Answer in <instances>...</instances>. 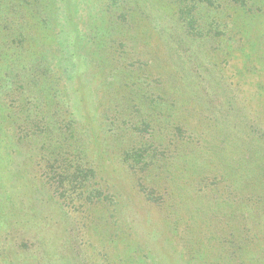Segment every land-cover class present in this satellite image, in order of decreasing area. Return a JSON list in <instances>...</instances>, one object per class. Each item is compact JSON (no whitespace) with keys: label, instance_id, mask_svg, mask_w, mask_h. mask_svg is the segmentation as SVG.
I'll return each instance as SVG.
<instances>
[{"label":"rangeland","instance_id":"rangeland-1","mask_svg":"<svg viewBox=\"0 0 264 264\" xmlns=\"http://www.w3.org/2000/svg\"><path fill=\"white\" fill-rule=\"evenodd\" d=\"M109 1L111 0H102L104 3ZM136 1L134 6L135 2L119 0V8L116 9L120 11L123 19L133 22L136 26L141 25L140 19H144L143 33L146 43L139 42L138 45L133 46L123 40H120L122 42L120 44L117 39L114 47H108L103 54L97 52L99 41L104 38L105 28L102 20L103 13L100 10L101 0H66V2L65 0H56L51 2L52 8L57 5L58 9L61 8L60 12L66 11L69 15L63 18L58 16L56 22L50 20L47 25L45 24L50 28L43 27L42 29L38 28V25L34 26L37 20L31 13L29 14L25 4L21 9H24L22 14L28 13L21 15L22 24L27 23L29 31L37 29L36 33L34 32L32 35L34 48L39 38H48L57 34L61 38V42L64 39L71 48H75L76 55L73 56L81 59L83 55H99L96 59L89 56L87 62H94L96 66H99V62H101L104 67L102 71L109 73L105 79L101 77V73L96 68H93L94 76L91 75L88 69H84V61L79 62V70L76 72L77 76L82 73L90 74L87 79H92L93 84L97 82L104 88L107 81L112 78L110 75L112 72L108 67L109 58L105 56L106 54L125 60L119 59L115 70L117 74L123 64L124 70L120 74L118 73L122 85V92L118 93V100L113 105L110 104L111 106L108 108V83L104 89L105 92L100 91L96 95L89 126L82 122V129H89L88 143L91 156L94 157L96 153L106 150L107 152L114 150L113 138L107 126L111 115L108 109H112L114 106L124 107L126 104L125 93L129 89L132 90V94L128 95V99H136L138 94L144 91L138 87V83L146 89L147 85L154 81L152 85L157 87L155 91L161 92L160 84H164L165 76H149L148 67L144 64L149 62L146 55L151 54L148 52L152 49L155 50L156 43L159 40L162 41V37L158 38L159 35L156 37L153 33L149 34L150 27L160 31L163 28L160 29L161 25H164L167 31L162 29L165 35L164 39H169V35H171V39L172 35L183 39L181 45L179 44L180 47H176L177 54L181 55L185 50H195L194 54L198 55L199 59L194 60L193 67L199 72L201 69V74L206 71L208 73L210 67L215 68L216 78L213 80V86L217 91L225 86L227 90H233L231 94L235 95L233 98L237 109L251 113L257 108L259 109L255 101L258 99V104L264 101V0H212L211 8L202 6L200 8L201 17L207 22L210 21L211 27L215 28L214 31L219 32V35L222 36H219L217 42L203 41L194 44L188 40V36L183 35L182 27H179L175 22L177 18L176 5L173 7L167 5L168 8L163 6V16L157 14L156 11L152 12L151 16L150 10L146 8V0L142 6L140 5L141 0ZM157 1L162 2L163 0ZM241 2L246 5L241 7ZM116 9L113 10L116 11ZM256 13L260 15L255 17ZM12 21L11 17L7 18L6 25L10 26ZM6 25L2 24L1 28ZM73 27L79 31H74ZM174 27L177 31H174ZM168 46L164 48V55H168L165 54ZM161 54L163 52L156 55ZM212 61L216 63L212 64ZM244 65H249L251 72H245ZM203 66L205 68H202ZM111 67L115 69V64H112ZM221 67L225 70L221 73L222 77H219L218 71ZM156 79H159L160 83L155 82ZM199 80H202L201 76ZM62 83L65 84L66 79ZM180 83L184 85L185 82L182 79ZM127 85L130 86L129 89ZM65 89L72 90L67 86ZM153 90H150V95L154 94ZM158 93H156V97H158ZM216 97L221 98L217 94ZM219 101L223 102L221 99ZM205 102L200 99V105L197 108V111H200L199 117L204 120L205 128L201 129V125L196 126V123H191V121L187 124V121L182 122V120L180 125L182 132H176L173 129V125L177 123L176 110L173 111V107L170 119L169 112L165 110L164 106H160L156 111H151L149 107L143 109L138 103V111L132 101L128 117L126 116L128 111L125 114L124 111L117 109L120 112L118 117L122 115V118L129 119L130 123L124 125L123 122H118L115 123V126L124 130L128 129L129 133L135 131L129 138L130 143L136 147L140 142L155 144L158 148V160L162 164L166 162L169 164L164 165L162 169L152 170L150 168L151 172H145L142 184H139L138 173L134 174L127 167L125 168L118 157L115 158L116 154L115 157H112L113 160L108 158L103 161L99 160L103 179L99 180L97 177L96 179L104 181L105 188L98 187L101 190L103 188L106 195L110 194L112 197L110 196L111 201H95L94 199L96 204L87 208L63 204L43 180L42 182L38 179L34 180L38 173L36 168L31 167L32 163H28L29 153L22 152V150L18 152L16 148H13V143L10 145L9 140L0 139V264H168L164 260V252L167 251L164 250V238L170 237L173 227L176 226V223L170 225L169 214H173L176 210L175 207L179 206L181 213L186 218L188 215L190 217L200 215L197 218L198 227L194 231L197 230L196 234L203 232L200 226L201 217L208 219L213 206L218 201L219 189L215 185L219 181L220 174L216 170V166L219 164L227 169L230 167L228 162L233 156L240 157V154H231V148L226 146L227 142L233 141L225 139L233 136L229 126L223 124L215 126L214 121L210 119V116L212 117L210 112H219L223 108L220 102H216L212 106L205 105ZM110 111L112 112V110ZM228 112L227 109L225 113ZM221 113H223V109ZM206 114L207 118L204 119ZM207 119L209 120V122L207 121L208 127L205 122ZM249 123L256 135L260 136L264 132V120L260 122L262 127L258 125V119H250ZM258 126L259 128H257ZM209 127L213 129V134ZM133 128H136L137 131ZM12 139L14 140V138ZM221 139L224 141L222 142ZM184 140H188L189 144L194 145L191 151L185 150L187 144ZM123 141L126 139L124 138ZM128 147H131V144ZM187 151L193 152V155L191 154L190 157V171L184 173L181 172L183 165H180L179 159ZM212 154L219 157L226 155V162L212 158ZM173 157L178 158L173 161L171 159ZM210 159L216 161L215 164ZM170 161L173 162L172 166H170ZM168 170L173 178L177 177L174 184L172 183L173 188L171 183L168 184L169 178H165L170 176ZM183 182L186 185L194 186L196 190H206L205 186L212 189L201 194L202 198L200 196L193 199L192 190L182 187ZM140 185L143 189H140ZM115 189L120 191L121 196L120 193L114 192ZM203 206L206 208L204 210L206 216H201ZM134 223L138 233L134 229ZM171 226L172 228H170ZM135 233L138 235L137 237ZM145 236L149 237L152 243L147 257L141 252L148 244ZM172 245L176 246V242L173 241ZM179 247L182 250V246ZM155 256L156 259H154ZM206 257L207 261L209 256L206 255ZM176 258L180 262H184L185 259L180 256Z\"/></svg>","mask_w":264,"mask_h":264},{"label":"trees","instance_id":"trees-1","mask_svg":"<svg viewBox=\"0 0 264 264\" xmlns=\"http://www.w3.org/2000/svg\"><path fill=\"white\" fill-rule=\"evenodd\" d=\"M54 1L56 0H0V139L9 140L10 145L13 143V148H16L18 152L22 150V152L29 153L28 163H32L31 167L36 168L38 173L34 180L38 179L41 182L43 180L63 204L87 208L96 204V200L111 201V195H106L103 188L101 190L98 187H104L103 184H105L104 181L96 179V177L99 180L103 179L99 160L103 161L106 158L113 160L112 157H115L116 154L115 158L118 157L125 168L127 167L134 174L138 173L139 184H142L145 172H151L150 168L152 170L162 169L164 165L169 164V162L162 164L158 160V148L155 144L140 142L136 147L130 143L129 138L135 131L129 133L128 129L124 130L115 126V123L118 122H123L124 125L130 123L129 119H123L122 115L118 117L120 112L117 109L124 111L125 114L128 111L126 115L128 117L132 104L137 107L140 103L143 109L149 107L151 111H156L160 106H164L165 110L169 112L170 119L173 107V111L176 110L175 119L177 120L173 129L176 132H182L180 127L182 120V122L187 121V124L191 121V123H196V126L201 125V129L205 128L204 120L199 117L200 111H197L200 99L203 102L206 100L205 105L207 106L219 103L221 99L223 113H221L222 109L219 112H210L212 114L210 119L214 121L215 126L217 124L229 126L233 136L225 139L233 141L227 142L226 146L231 148V154H240V157L233 156L228 162L230 167L227 169L219 164L216 166V170L220 174L219 181L215 185L219 189L218 201L213 206L208 219L201 217L200 226L204 234L203 232L196 234L197 230L194 231L198 227L197 218L200 215L197 217L188 215L186 218L181 213L179 206L175 207L176 213L169 214L170 225L176 223V226L173 227L170 237L164 238V250H167L164 252V260L168 264H264V132L260 136L256 135L250 125L252 122L249 123L250 119H258V125L261 126L260 122L264 120V101L258 104L257 99L255 104L259 106V109L257 108L252 113L237 109L233 98L235 95L231 94L233 90H227L225 86L217 91L213 86V80L216 78L215 68L208 67V73L205 69L206 73L201 74V69L199 72L193 67L194 60L199 59L198 55L194 54L195 50H185L181 55L177 54L176 47H180L183 39L174 35H172V39L171 35H169V39H164L163 30L166 31L164 25H161L160 29L163 27V30L160 31L150 27L149 34L153 33L156 37L159 35L158 38L162 37V41L159 40L156 43L155 50L151 48L152 50L148 52L151 55H146L149 62L144 64L148 67L149 76L161 77L162 75L166 77V79L164 77V84H160L159 90L162 93L155 91L157 87L152 85L154 81L150 82L146 89L138 83V87L144 91L138 94V98L128 99L132 90L127 85L129 91L125 93V106H114L112 109H108L111 115L107 126L113 138L114 150L96 153L93 157L89 153V129L83 130L82 122L89 126L96 95L100 91L105 92L104 89L108 83V108L118 100V93L122 92L118 73L120 74L124 70L123 64L117 74L115 70L119 59L125 60L105 53V56L109 58L108 67L112 72V74L110 73L112 78L102 88L97 82L93 84L92 79H87L90 74L94 76L93 68L101 73L103 79L108 76L109 73L102 71L104 67L101 62H99V66L94 65V62L91 61L87 62L89 56L96 59L99 55H83L79 59L73 56L76 55L75 48H71L64 39L61 42V38L57 34L48 38H39L34 48L32 35L34 32L36 33L37 29L29 31L27 23L22 24L21 15L28 14H22L23 4L25 7L27 6L29 14L31 13L37 20L34 26L38 25V28L42 29L43 27L50 28L45 26L50 20L56 22L58 16L63 18L69 15L66 11L60 12L61 8L58 9L57 5L52 8L51 2ZM118 1L111 0L104 3L101 0L100 10L103 13L102 20L105 28L104 38L99 41L97 47L98 54H103L108 47H114L117 39L118 42L123 40L133 46L138 45L139 42L146 43L143 33L144 19H140L141 25L139 26L123 19L120 11H117ZM135 1L129 0L130 3ZM136 2L133 4L134 6ZM141 2L142 6L145 1L141 0ZM146 5L151 16L155 11L163 16V6L168 8L169 5L170 7L176 5L177 18L175 22L179 27H182L183 35L188 36L189 39H187L193 44L203 41L217 42L219 36H222L219 35V32L214 31L215 28L211 27L210 21L207 22L200 15L202 6L206 8L213 6L212 0H166L165 2L164 0L162 2L146 0ZM245 5L244 2H241V7ZM143 8L145 7L143 6ZM141 10L144 11V9ZM249 11L251 12L250 9ZM256 15L260 14H254L255 17ZM9 17L13 20L10 26L6 25ZM161 22L164 23L163 20ZM2 24H5L6 27L1 28ZM73 28L74 31H79L76 27ZM174 31H177L175 27ZM167 46L165 54L168 55H164V48ZM161 52L163 54L156 55ZM174 53L176 54L171 55ZM80 61H84V69H88L90 74L76 75ZM215 63L212 61V64ZM112 64H115V69L111 67ZM106 65L107 63L105 67ZM224 70L223 67L219 69V77H222L221 73ZM244 71L251 72L250 66L244 65ZM200 76L201 81L199 80ZM65 79L66 83L63 84L62 81ZM182 79L185 82L184 85L180 83ZM157 81L160 83L159 79L155 80V82ZM66 86L72 90L65 89ZM150 90H153V95H150ZM156 93H158V97L155 96ZM216 94L221 98H217ZM132 101L133 103L130 105ZM227 109L229 112L226 114ZM206 118L207 114L204 119ZM207 121L209 122V120L205 121L208 127ZM133 129L136 130V128ZM210 131L213 134V129ZM207 134L209 135V133ZM201 137L203 136L201 135ZM124 138L126 141H123ZM184 141L187 144L185 150L191 151L194 145L189 144L188 140ZM221 141L223 142L224 139ZM130 144L131 147H128ZM188 151L182 154L183 156L179 159L180 165H183L181 172L184 173L190 171L191 166L190 157L193 152ZM225 156L211 155L218 161L226 162ZM178 157L171 159L175 161V158ZM210 161L213 164L216 162L212 159ZM172 165L173 162L170 161V166ZM168 173L170 176L165 178H169L168 184L171 183L173 188L172 183L174 184L177 177L173 178L169 170ZM161 178L164 179V177ZM140 187L143 189L141 185ZM182 187L192 190L193 199L200 196L202 198L201 194L212 189L205 186L206 190H196L194 186L186 185L184 182ZM200 187L202 188V186ZM174 188H176L175 185ZM92 190L95 194L91 192ZM114 192L120 193L118 189H115ZM178 196L180 197V195ZM205 209L203 206L201 216H206ZM135 231L138 233L137 229ZM145 239L148 244L141 252L147 257L152 243L149 237L145 236ZM173 241L176 242L177 247L172 245ZM179 246H182V250ZM206 255L209 256L207 261ZM179 256L185 258L184 262L177 260L176 257ZM156 258L155 256L154 259Z\"/></svg>","mask_w":264,"mask_h":264}]
</instances>
